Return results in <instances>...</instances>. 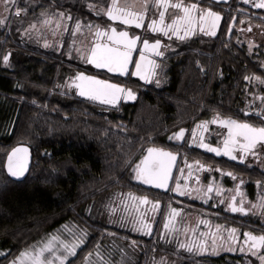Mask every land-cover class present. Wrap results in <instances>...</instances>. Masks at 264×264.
Returning <instances> with one entry per match:
<instances>
[{
  "label": "trees",
  "instance_id": "1",
  "mask_svg": "<svg viewBox=\"0 0 264 264\" xmlns=\"http://www.w3.org/2000/svg\"><path fill=\"white\" fill-rule=\"evenodd\" d=\"M107 1L11 0L21 11L9 13L0 24V264H9L66 227L74 230L80 246L65 264H83L92 254H99L97 264H155L158 257L168 258L170 264H258L250 252L213 254L181 248L162 238L160 221L151 233L137 234L119 225L118 217L99 211L105 199L131 192L159 201L162 210L168 205L197 209L190 200L134 179V167L149 147L179 152L181 148H170L167 139L188 128L192 121L183 113L201 105L177 103L172 80L141 93L132 104L96 105L65 82L80 70L69 50L72 25L58 47L21 36L20 30L42 13L61 12L71 24L94 22L95 5ZM251 63L246 59V68ZM213 99L207 100V107H217ZM19 144L29 148L31 164L26 176L16 180L6 173L4 160ZM238 219L245 229L264 235L261 220H228Z\"/></svg>",
  "mask_w": 264,
  "mask_h": 264
},
{
  "label": "flooded vegetation",
  "instance_id": "2",
  "mask_svg": "<svg viewBox=\"0 0 264 264\" xmlns=\"http://www.w3.org/2000/svg\"><path fill=\"white\" fill-rule=\"evenodd\" d=\"M112 2L113 0H108L104 5H95V14L98 19L93 22L94 29L89 43V50L78 57L80 70L76 74L83 72L86 75L96 76L101 80H108L110 83L122 85L125 89H131L135 92L136 96L130 100L121 97L115 105L105 104L100 100L78 95L77 89L72 83V78L69 84H72L71 87L74 92L79 97L89 99L96 105L116 106L132 104L141 93H146L152 88L165 87L172 80L177 90V103L188 101L201 105L193 109V112L183 113L186 120L192 121L188 128H180L185 130L183 137L181 139H170V137L167 139L170 148L181 149L179 152L170 150L178 156L169 181L170 187H167V189L158 187L157 189L169 191L172 194L171 196L175 198L190 200V203L196 205L197 209L193 211L196 212V215L208 217L224 228L236 229L239 237H243L245 232H249L254 236H261L245 229L244 224L239 219L236 220V223H230L234 222L233 219L228 220L232 217H250L264 222L260 215L254 212L256 210L246 211L245 213L233 212L229 207V203H225L226 208L223 203L218 201H220L219 197L221 195L225 196L228 191L236 190V185H240L243 203L245 201L248 205L264 196V187L261 181L264 179V144L258 143L253 149L257 153L256 157L246 154L244 161H241L238 158L232 159L230 156L224 155L223 151L220 154L208 151V149L200 147V143L201 137H203L204 143L210 144L212 147L223 148V141L227 137L228 129L219 123L211 122L217 117L220 119L231 118L242 122L247 121L256 127L264 126V115H261L264 112V99H262L264 98V83H262L264 81V8L253 6L257 3V0H247V2L245 0H180L184 5L196 3L198 9L211 8L212 11L219 13L221 16L215 35H205L199 30V27H196L192 36L181 40L172 35L171 32L168 36L162 33H153L149 30L147 23L153 19H159L161 10L165 11V23H170L176 16L181 14L178 9L171 7L177 0H169V6L166 9L159 8L155 0H147L146 10V0H115L117 6L125 7L129 11L145 12V23L140 28L110 20L104 12L107 11L108 5ZM230 24L231 29H229ZM97 26L101 30L110 31L111 26L115 27L117 31H128L130 35L141 38L138 41L139 45L143 44L144 39H148L150 42L159 39L161 41L159 51H163L164 55L160 57L154 53L148 54L149 58L155 60L159 65L156 69V76L151 80H141L137 76H132L131 71L114 73L88 63L87 56L92 45L107 42L105 36H96ZM181 35H183V32H181ZM131 55L133 59L129 60L128 67L134 70L135 58L140 56L139 49L134 48ZM246 59L252 62V65L247 68L245 65ZM246 76L249 78L245 79ZM157 80L160 81L159 84L156 83ZM185 89L190 90L188 96H185L187 92V90L184 91ZM212 98H214L212 101L217 105L215 108L206 105L207 100ZM246 102L248 104L247 108ZM225 103H229L230 106L224 108ZM203 106H206V108ZM194 110L196 111L194 112ZM201 122L208 123L201 128L198 127ZM194 129L196 130L195 135L193 133ZM233 155L239 156L238 147ZM186 159H189L188 165L193 166L191 175L194 177L191 187L187 186L193 189L192 193L200 197L201 194L197 193L195 189L203 188L207 191L209 183L212 180H218V174L223 172L221 174V191L214 192L215 189L212 184L214 191L208 192L207 196L202 198L207 203L191 198L188 193L180 195L171 191L178 179L179 169L184 165ZM200 165H203V167L201 168ZM228 173H231V175H228ZM182 181H185V179H182ZM131 193L135 194L136 197H147V201L155 204L147 195ZM213 196L218 203H214L215 198L213 199ZM237 197L241 198L240 195H237ZM198 204H203L205 208L198 209ZM149 205L153 206L151 203ZM235 205L237 206V204ZM157 207L158 214L155 225L161 221L160 219L166 208L174 206L168 205L162 210L159 203ZM219 208L221 209L220 212L231 214V218L224 214H218L216 210ZM144 211L141 213L147 217L148 214L145 215Z\"/></svg>",
  "mask_w": 264,
  "mask_h": 264
},
{
  "label": "snow or ice",
  "instance_id": "3",
  "mask_svg": "<svg viewBox=\"0 0 264 264\" xmlns=\"http://www.w3.org/2000/svg\"><path fill=\"white\" fill-rule=\"evenodd\" d=\"M156 5L161 9H166L169 6V0H155ZM247 2V0H245ZM5 7L9 6V0H4ZM254 7L264 8V0H257ZM93 7V5H89ZM171 7L178 9L180 15L176 16L170 23H165V11L161 10L159 13V19H153L148 21V28L153 33H162L165 36L172 35L177 36L183 40L193 35L196 27L205 35H215L216 27L220 22L221 16L219 13L214 12L211 8L198 9V4L192 3L184 5L177 0ZM147 8V0L145 4V10ZM21 9L17 8V13ZM103 11V9H102ZM99 14V13H97ZM104 14L112 21H120L124 25H134L136 28H140L145 23V12H132L125 7L117 6L115 0L108 5L107 11ZM43 15V13H42ZM59 16L63 17V13H59ZM52 17H46L42 23L48 24L52 21ZM70 19V17L68 18ZM3 19H0V24L4 23ZM61 21L56 20L57 26H60ZM35 25H30L34 27ZM91 28V25L88 26ZM231 24L229 29H231ZM81 28L80 21L76 22L73 28V34ZM27 31V30H25ZM183 32V35H181ZM96 36H105L107 42L97 43L91 47V51L87 56V62L94 64L97 68H106L109 72L124 73L131 71L132 76H137L141 80H151L156 76V69L159 67L157 62L149 58V53H154L156 56L162 57L163 51H159L161 41L159 39L150 42L148 39L143 40V44L139 45L138 41L141 39L139 36H132L128 31H117L115 27L110 26V31L101 30L99 26L96 29ZM134 48H138L140 56L135 58V69L132 70L128 67L129 60L133 59L131 53ZM79 51V49H78ZM5 63L9 61V54L3 56ZM249 77H245L248 79ZM258 79V78H257ZM72 83H74L78 94L86 96L93 100H100L105 104L115 105L117 101L123 97L125 100L134 99L136 93L131 89H125L122 85L110 83L108 80H101L96 76H88L83 72H79L73 77ZM160 83L159 80L156 81ZM264 83V81H262ZM71 87L72 84H69ZM264 99V98H262ZM264 115V112L261 113ZM212 123H219L228 129L227 137L223 141V148L212 147L210 144L203 142L201 137L200 147L208 149V151L220 154L223 151L224 155L230 156L232 159H239L244 161L246 154H251L253 157L257 156L256 151L253 149L258 143L264 144V126L256 127L247 121H237L231 118L220 119L214 118ZM208 122H201L198 127L203 128ZM184 129H180L170 139H181L184 134ZM195 129L193 133L195 135ZM239 148V156L233 155L236 148ZM25 148H14L8 155V162L5 167L12 177H21L24 175L26 168V154ZM176 154L170 151H166L160 148L149 147L147 154L144 155L141 160L135 165L134 171L136 175L134 179L142 181L144 184H154L159 188L170 187L168 179L171 174V168L173 162L176 160ZM198 163V162H197ZM190 167V166H189ZM202 168L203 165H200ZM231 175V173H228ZM187 179V177H185ZM243 183V181H241ZM259 183V182H258ZM173 192H179L180 195H185L186 192L191 194L193 189L184 185L177 184L175 188L171 189ZM213 190V185L210 182L205 191L203 188H197L195 191L201 194V198L206 197L208 192ZM217 192L221 189L217 188ZM236 194L241 196L240 206L237 207L231 201L229 207L233 212L245 213L248 211L243 207V194L240 192V185H236ZM235 196L232 200H235ZM136 197H133L135 202ZM141 204L149 203L147 197H140ZM159 201L155 202L154 207L159 206ZM254 208H260L264 213V196H261L256 204H253ZM171 217H166L164 228L169 231L175 229V216L177 210L172 209ZM122 219H124L122 217ZM132 227L134 231L139 232H151L152 224L144 218L143 215L137 216L133 222ZM187 230V229H186ZM229 239L235 242L236 229H229ZM245 240L244 246H247V250L252 253L253 256H258L261 264H264V255H258L259 252L264 249V235L254 236L249 232L244 233ZM162 238H164L162 234ZM59 241V247L64 250L63 255L57 254L56 242ZM82 243V241H81ZM135 243V242H133ZM203 244V241L199 242ZM215 244V240H213ZM189 247L190 245L181 244V247ZM241 247V251H245V247ZM77 243L69 244L66 241L60 239L59 236H51L43 243L42 247H37L34 250H24L16 258V260L10 262V264H65L67 258L76 252ZM48 254L45 256V254Z\"/></svg>",
  "mask_w": 264,
  "mask_h": 264
},
{
  "label": "rangeland",
  "instance_id": "4",
  "mask_svg": "<svg viewBox=\"0 0 264 264\" xmlns=\"http://www.w3.org/2000/svg\"><path fill=\"white\" fill-rule=\"evenodd\" d=\"M13 6L14 5L12 4L11 0H9V6H7V7H5L4 0H0V17H1V19L5 20L7 15L11 12L17 13L18 7H16V6L13 7ZM59 13H61V12L43 13V15H41V17L39 19L27 23L20 30L21 36L26 38V39H29V40H33V41L37 40L38 42H40L46 46L51 45V46L58 47V46H61L62 39L64 38L66 33L68 34V32L71 31V33H70L71 39H69V44H70L69 50L71 52L70 54L71 55L73 54L75 56L76 59L73 58V60H75L77 63H80V61L78 60V57L85 54L89 50V47H90L89 43L91 42V39L93 36L92 34H93V29H94L93 25L94 24H93V22H84V21L80 20L81 28L78 31H76V33L74 35L73 34V28L75 27L77 21L75 23L71 24L66 15L61 17V16H59ZM46 17H52L53 19L50 23L44 24V23H42V21ZM56 20L61 21L60 26H57ZM89 24L91 25V28L88 27ZM30 25H35V26L30 27ZM70 25H72V27H71V30L69 31ZM25 30H27V31H25ZM78 49H79V51H78ZM72 78L73 77L66 79L65 82L67 83L68 86H69V81H71ZM64 86H65V84H64ZM68 88H70V87H68ZM68 88H66V89H68ZM178 131L179 130H177L176 132H178ZM186 160H184L185 161L184 165L179 169L178 179L172 188H175L177 186V184L181 185L182 188L184 185H188L189 187H191L190 185H192V181H194V177L191 175V172L193 170V168H192L193 166L190 165V167H189V165H188L189 159H186ZM191 164H193V163H191ZM222 173L223 172L218 174V177H219L218 180H216V181L212 180L211 181L212 184L214 185V189H215V191L213 190L214 192H217L216 189L217 188L220 189V186H222L221 185V183H222L221 174ZM185 177H187V179H185ZM182 179H185V181H182ZM180 180H181V182H180ZM148 186H150V185H148ZM151 187H154V186H151ZM176 193L178 194L179 192H176ZM189 195L191 198L196 199L197 201L201 200V202L207 203L206 201H203L202 198L200 196L196 195L195 193H192ZM232 196L236 197L234 201L232 200ZM133 197H136V195L132 194V193H126V194H122V195L118 194L117 196H111V197L105 199L100 204L99 211L101 213H105V215L106 214H108V215L113 214L114 216L118 217L121 220L119 225H121L122 227H125V228H130V230H132L134 233L149 234L151 232L134 231L133 227H132V222L137 216L143 215L141 212L143 210H145L144 214L145 215L148 214V216L147 217H145L144 215L143 216L146 220H148L152 224V229H153L155 226V223H156V218H157V214H158L157 213L158 207L157 206L154 207V206L149 205L150 203L152 205H154L152 202H149V201H148L149 203L141 204L139 201L140 197H138V196L136 197L135 202H133ZM212 198L214 199L215 197L213 196ZM219 200L220 201H218V202L223 203V206H225L226 208H227V205L225 203H229L230 201L234 202L235 204H237V207H239L241 198L237 197L236 190H231V191H228L225 196L221 195L219 197ZM218 202L216 201V198H215L214 203L216 204ZM257 202L258 201L254 202V203L252 202L248 205L244 201L243 207H246L247 209H249L248 211L256 210L254 212H256L258 215H260L261 219H263V221H264V213H262L261 209L253 207V204H256ZM178 208L179 207H176V206L166 208V210L164 211L165 213L161 217L159 228H160L161 233L164 236V240H166V241L168 240L169 242L175 241L179 247H181V244L190 245V248L187 246L181 247V248L188 249V250H191V251H194L197 253H213V254H216V253L224 252V251L242 252L241 247L244 246V244H243V242L245 240L244 235H243V237H239L237 235V232H236L235 233V242L233 243V241L229 239V235H230L229 229H231V228H224L223 226L214 223L208 217H205V216L201 217L200 215H196V212L188 211L185 209H178ZM172 209L177 210V215L174 218L175 219V229L169 233V231L164 228V224H165L166 217H171V215H172L171 210ZM114 216L112 218L113 222H115L113 220V219H115ZM122 217L124 219H122ZM73 231L74 230L70 229V227H66V228L60 230V232L52 234L51 236H59L61 240L66 241L69 244L77 243V245L79 247L80 243L76 239L77 235H73ZM49 237H47L46 239H44L43 241H41L37 245H34L32 248H29L27 250H34L37 247H42L43 243L46 242L49 239ZM213 240H215V244L213 243ZM200 241H203L204 243L200 244L199 243ZM56 246H57V254L63 255L64 250L59 247V241L56 242ZM244 247H245V251H243V252L249 253V251L247 250V246H244ZM47 255L48 254L46 253L45 256H47ZM73 255L69 256L67 258V260H69ZM96 255H99V254H96ZM96 255L92 254L90 257H88L84 261L83 264H97L99 261V259H98L99 257H97ZM258 255H264V249H262ZM255 257L257 259L258 264H261V261L259 260L258 256H255ZM14 260H16V259H14ZM153 262L155 264H170V260L168 258H165V257L154 258Z\"/></svg>",
  "mask_w": 264,
  "mask_h": 264
},
{
  "label": "water",
  "instance_id": "5",
  "mask_svg": "<svg viewBox=\"0 0 264 264\" xmlns=\"http://www.w3.org/2000/svg\"><path fill=\"white\" fill-rule=\"evenodd\" d=\"M92 46H93V45H92ZM90 51H91V50H90ZM93 65H94V64H93ZM94 66H95V65H94ZM95 67H96V66H95ZM105 69H106V68H105ZM84 74H85V73H84ZM85 75H86V74H85ZM88 76H91V75H88ZM77 94H78V91H77ZM78 95H79V94H78ZM80 96H81V95H80ZM84 97H86V96H84ZM14 148H25V149H27V153H26V154H21V155H25V156H26V168H25V171H24V175L21 176V177H18V178H17V177H12V176H10L9 173H8V171H7V169H6V167H5L6 163L8 162V155H9L10 152H12V150H13ZM154 148H157V147H154ZM147 149H148V148H147ZM147 149H146L144 155L147 154ZM160 149H162V148H160ZM164 150L169 151V150H167V149H164ZM144 155H143V156H144ZM143 156H142V157H143ZM176 157L178 158L177 154H176ZM177 158H176V160H175V161L173 162V164H172L171 174H172V172H173V170H174V168H175V165H176V163H177ZM30 164H31V153H30L29 148H28L26 145L19 144V145L14 146L13 148H11V149L8 151V153L6 154V156H5V160H4V169H5L6 173L8 174V176H10L11 178L16 179V180H21V179H23V178L26 176V174L28 173L29 168H30ZM171 174H170L169 179H168V184H169V181H170V178H171ZM147 185L154 186V187L158 188V187H157L156 185H154V184H147Z\"/></svg>",
  "mask_w": 264,
  "mask_h": 264
},
{
  "label": "bare ground",
  "instance_id": "6",
  "mask_svg": "<svg viewBox=\"0 0 264 264\" xmlns=\"http://www.w3.org/2000/svg\"><path fill=\"white\" fill-rule=\"evenodd\" d=\"M45 1V0H44ZM207 103V102H206ZM173 128V127H172Z\"/></svg>",
  "mask_w": 264,
  "mask_h": 264
}]
</instances>
